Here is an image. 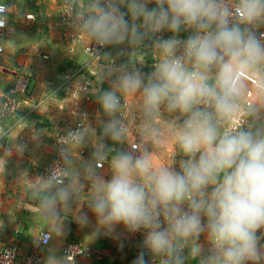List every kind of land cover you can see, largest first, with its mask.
Segmentation results:
<instances>
[{
	"label": "clouds",
	"instance_id": "obj_1",
	"mask_svg": "<svg viewBox=\"0 0 264 264\" xmlns=\"http://www.w3.org/2000/svg\"><path fill=\"white\" fill-rule=\"evenodd\" d=\"M73 9L107 60L109 87L96 97L106 119L88 160L62 148L34 182L43 213L59 219L82 201L88 211L76 219L92 225L90 211L96 238L123 248L117 226L143 233L131 264H264V0H76ZM105 49L130 59L117 64ZM131 99L135 130L123 115ZM86 136L71 132L68 143L82 148Z\"/></svg>",
	"mask_w": 264,
	"mask_h": 264
},
{
	"label": "crops",
	"instance_id": "obj_2",
	"mask_svg": "<svg viewBox=\"0 0 264 264\" xmlns=\"http://www.w3.org/2000/svg\"><path fill=\"white\" fill-rule=\"evenodd\" d=\"M4 2L13 32L10 38L2 42L4 53L0 56V89L5 92L16 91L20 109L16 117L0 121V247L18 245L20 256L24 258L41 233L49 232L52 239L42 252L43 264H48L49 258L54 259V264H66L62 252L68 240L81 243L85 252L72 264H131L140 251L143 233H127L122 225L117 226V230L123 234V248L111 236L96 238L95 217L90 211L88 214L92 225H82L76 219L82 207L88 211L82 201L74 202L68 210H61L59 219L51 218L40 208L34 188V182L45 176L55 154L53 128L73 125L78 119V112L83 116L80 117L85 124L86 143L82 148L70 146L69 153L77 163L89 159L98 139L101 121L106 119L96 97L98 90L109 87L106 80H99L107 63H89L80 48L73 53L68 52L61 38L57 3L54 13L60 43L52 29L34 33L37 39L27 35L29 28L35 26L34 22L39 26V23H46L47 19H41L40 22L36 12L31 10L24 18L15 16L10 19V5L20 0ZM27 15H32L34 20H26ZM12 21L15 28L21 29V34L14 35ZM48 26H51V22H48ZM24 38L30 39L31 43L24 44ZM42 44L44 50H40ZM42 51L47 53L42 59L50 58L51 65L55 67L52 82L46 83L44 79L47 73L36 59ZM108 51L115 52L111 49ZM127 57L130 58L126 54ZM144 71H150V68L145 67ZM87 80L92 83L86 92L83 85ZM24 87L23 93L21 89ZM125 105L127 120L135 130L141 119L137 101L126 100ZM74 110L76 115H73Z\"/></svg>",
	"mask_w": 264,
	"mask_h": 264
},
{
	"label": "built area",
	"instance_id": "obj_3",
	"mask_svg": "<svg viewBox=\"0 0 264 264\" xmlns=\"http://www.w3.org/2000/svg\"><path fill=\"white\" fill-rule=\"evenodd\" d=\"M76 0H58L57 3V15L58 23L60 27L61 38L67 46L68 52L73 53L76 49L80 48L83 54L87 57L89 63H95L101 65L104 61V57L97 53L96 45L92 42H86L83 33L79 30L77 24L74 21V9L73 5ZM6 5L4 0H0V6ZM8 8L4 7L0 11V20H3V24L0 25V56L3 55L4 49L2 42L12 36V28L9 26L8 20ZM26 20H34L32 15H27ZM164 36L170 35L169 33H163ZM187 36V33L182 35ZM105 49L104 51H107ZM92 81L87 80L83 85V90L88 91ZM21 92H25V87L21 89ZM16 91L11 90L5 92L0 89V121L16 117L19 113V101L15 96ZM78 119L73 125L66 128L54 127V143H55V155L51 164L48 166L45 176L56 166L58 161H61L60 150L67 148L69 150L70 144L69 133L75 131H84L85 124L81 119L83 117L79 112ZM126 105L123 115L127 118ZM73 115H76L75 110ZM81 116V117H80ZM140 234V232H138ZM52 239V235L49 232H42L38 240L31 245L26 256L21 258L18 245L9 244L0 247V264H43L42 252L49 245ZM63 258L66 264H72L77 261L78 258L85 254L84 248L81 243L75 240H68L63 248Z\"/></svg>",
	"mask_w": 264,
	"mask_h": 264
},
{
	"label": "rangeland",
	"instance_id": "obj_4",
	"mask_svg": "<svg viewBox=\"0 0 264 264\" xmlns=\"http://www.w3.org/2000/svg\"><path fill=\"white\" fill-rule=\"evenodd\" d=\"M39 1H40V3H39ZM57 1L58 0H54L52 2L48 1V0L47 1L46 0H36V1H34V0H20V2H13V4L10 5V11H11L10 19L14 18L15 16H20V17L24 18V15L26 13H30L29 12L30 10L34 11V13L36 12V14L38 15L37 19H40V22H41V19L43 21H44V19H47V21H46L47 25H46V23H39V26H37L36 22H34L35 26L33 28H29V32L27 35H29V36L31 35V36L36 38L37 34H34V33H37L38 31H41V33H44L45 30L52 29L54 31V33L57 34V37L59 38V35H58L59 34V28L57 26V20H56V16L54 13V6L56 3H58ZM36 3H38V4H36ZM48 22L49 23L51 22L50 27L48 26ZM11 25L15 29L14 35L19 33V32L21 34V29L15 28L13 25V21L11 22ZM23 34H25V33H23ZM182 35H183V33H182ZM39 41H41V39L38 40V43H39ZM60 41L61 40L59 38L58 43H60ZM30 43H31L30 39L27 40V38H24V44L28 45ZM44 49H45V47L42 44L40 47V50H44ZM111 53H112L113 58H115V62L117 64L122 63V62H126V61H128V59H130L128 57L126 58V55L117 58L116 52H111ZM46 54L47 53H44V51H42L36 56V59H37L38 63L41 62L39 64L43 67V70L45 71V73H47V77H46V79H44V80H46V83H47V82L51 81L52 76L54 74L53 68H55V67H53L51 65L52 60L50 58L42 59V57ZM104 62L106 64L107 60L105 59V61H103L102 65H104ZM45 73H42V74H45ZM99 80H100V82H103L100 79V77H99ZM102 84H104V83H102Z\"/></svg>",
	"mask_w": 264,
	"mask_h": 264
}]
</instances>
